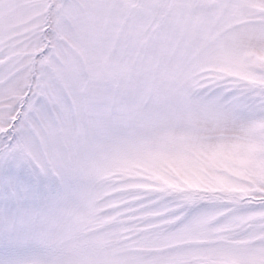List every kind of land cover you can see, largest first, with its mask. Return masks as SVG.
Instances as JSON below:
<instances>
[{
    "label": "snow or ice",
    "instance_id": "obj_1",
    "mask_svg": "<svg viewBox=\"0 0 264 264\" xmlns=\"http://www.w3.org/2000/svg\"><path fill=\"white\" fill-rule=\"evenodd\" d=\"M0 264H264V0H0Z\"/></svg>",
    "mask_w": 264,
    "mask_h": 264
}]
</instances>
